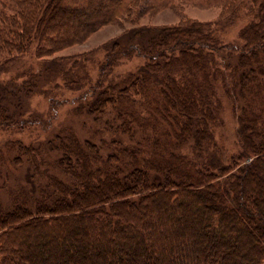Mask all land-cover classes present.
<instances>
[{
	"label": "trees",
	"instance_id": "16d2710c",
	"mask_svg": "<svg viewBox=\"0 0 264 264\" xmlns=\"http://www.w3.org/2000/svg\"><path fill=\"white\" fill-rule=\"evenodd\" d=\"M242 1L0 0V68L32 47L37 59L52 57L141 9L139 17L182 3L227 15ZM250 1L259 13L231 48L234 66L225 57L216 66L225 47L192 21L123 49L143 65L118 83L91 86L76 108L85 105L93 119L111 114L115 124L104 127L119 139L99 146L68 127L46 142V154L41 142L4 144L37 182L23 191L25 210L0 205V264H264V0ZM112 46L107 59L121 52ZM216 82L239 109V153L226 162L206 158L217 146ZM6 94L0 86V129L39 124Z\"/></svg>",
	"mask_w": 264,
	"mask_h": 264
},
{
	"label": "rangeland",
	"instance_id": "374dc122",
	"mask_svg": "<svg viewBox=\"0 0 264 264\" xmlns=\"http://www.w3.org/2000/svg\"><path fill=\"white\" fill-rule=\"evenodd\" d=\"M262 1L258 0V5ZM140 12L138 17L136 12L131 19L122 18L96 31L82 43L52 57L37 59L32 47L28 53L14 57L0 68V86L9 92V96L6 94L8 104L19 103L24 117L39 120V124L25 125L21 129H0V205L3 209L8 210L13 205H18L25 210L31 201L23 196L24 192L34 190L37 182L30 177L31 168L27 163L23 161L20 165L13 164L11 158L15 153L14 150L5 151L6 142L15 141L24 145H37L41 142L43 145L41 151L46 154L49 148L46 142L68 127L80 141L91 140L99 146H106L110 141L119 139L110 132L111 130L104 127L106 122L115 124L113 116L106 114L93 119L88 116L85 105L91 86L99 83L101 86L118 83L143 65L145 61L143 56L133 50L128 55H123V49L143 48L145 43L156 35L159 28L192 21L213 30L220 44L225 47L216 57V66L219 68L226 61L222 57L234 66L238 51L230 53L231 48L241 47L242 29L248 26L253 18L255 19L256 13H259L257 6L250 0H243L233 13L227 15L221 7H201L182 3L159 12L142 14L141 17ZM64 24L65 21H56L58 27ZM113 44L119 45L116 51L120 50L121 54H115L107 59L106 55L113 49ZM104 64L108 65L107 68H103ZM260 72L258 78L263 85V96L264 63ZM31 83L35 85L31 92L22 91L21 86L24 88ZM216 84L218 87L215 95L218 98L219 109L216 115L217 125L213 132L217 146L206 158H209V161L217 159L226 162L239 153L237 137L239 123L236 117L239 109L235 110L232 101L224 96L219 82ZM241 103L243 100L239 101V104ZM83 104L85 105L81 107L82 109H76ZM46 162L48 165V161ZM175 176L178 178V175ZM53 194H48L46 199L50 200ZM35 197L33 198L36 199ZM45 205L51 206L50 201Z\"/></svg>",
	"mask_w": 264,
	"mask_h": 264
}]
</instances>
